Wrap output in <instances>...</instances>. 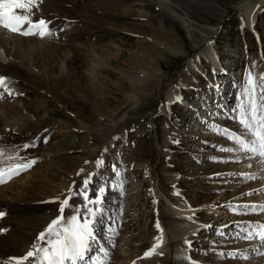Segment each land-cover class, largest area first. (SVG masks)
<instances>
[{"label": "rangeland", "instance_id": "obj_1", "mask_svg": "<svg viewBox=\"0 0 264 264\" xmlns=\"http://www.w3.org/2000/svg\"><path fill=\"white\" fill-rule=\"evenodd\" d=\"M249 1L37 0L48 34L0 27V168L34 161L0 183V264L46 246L70 190L64 217L88 216L85 180L101 199L88 264H264V171L223 134L250 138L234 117L264 78Z\"/></svg>", "mask_w": 264, "mask_h": 264}, {"label": "snow or ice", "instance_id": "obj_2", "mask_svg": "<svg viewBox=\"0 0 264 264\" xmlns=\"http://www.w3.org/2000/svg\"><path fill=\"white\" fill-rule=\"evenodd\" d=\"M37 6V0H0V27L22 35L39 34L41 37L45 36L48 34V22L43 19L38 21L31 19L34 15L33 8ZM25 24L28 27L22 30ZM5 80V77H0V86H5ZM257 87L260 88L259 96L255 94ZM5 90L7 89L5 88ZM237 113L234 119L250 138H244L228 130H224L223 134L239 146L238 150L250 153L259 158L261 163H264V78L261 79L260 85H257L251 76H248L247 86L241 94ZM222 150L235 151L237 149ZM2 155L3 153L0 152V156ZM32 163L34 161L0 168V183L6 182V179H11L14 175H19L21 171H26ZM88 183V180L84 181V189L79 193L86 202L84 208L87 210L88 216L82 217L80 209L77 208L75 215L67 219L64 217L65 209L69 206V201L72 198L70 190L69 196L60 203V215L53 219L46 231L41 232L38 236V240L44 242L46 246L33 244L32 250L24 256L10 258L14 264H78L79 261L85 259L90 250L91 242L95 239L93 224L96 216V211L88 208L87 205L89 203H101L100 197L94 201L89 199L87 194ZM99 191L103 193L104 189L101 188ZM261 210H264V206H261ZM3 215L0 213V216ZM258 227L264 229V225ZM260 235L264 239V231H261ZM46 236L55 237V239L46 240ZM154 250L155 248L146 252L145 256H150Z\"/></svg>", "mask_w": 264, "mask_h": 264}, {"label": "bare ground", "instance_id": "obj_3", "mask_svg": "<svg viewBox=\"0 0 264 264\" xmlns=\"http://www.w3.org/2000/svg\"><path fill=\"white\" fill-rule=\"evenodd\" d=\"M263 2H264V0H255L254 2L253 1H249L248 3H250L249 4V6H250V8H247L246 10H247V12L249 13L248 14V16L250 17V25H251V27H253L254 29L253 30H255V26H254V21H255V17H256V14H257V11H258V9H257V6H258V8L260 7V5L261 4H263ZM187 22H189V21H185V24L186 25H188V23ZM191 27V25L190 26H188L187 28H188V30H189V32H191V29L192 28H190ZM202 45H203V43H202ZM202 45L201 44H194V46L196 47V48H200V47H202ZM204 51V50H203ZM208 52V51H207ZM213 53H215V51H213ZM213 53H208L207 55H209L210 56V58H211V60L213 59L214 61H215V63H217V64H219V61H218V59H217V56L215 55V54H213ZM202 55V54H201ZM201 55H199V57L197 56V58L196 59H193V58H189V59H187V61H186V63L188 64V67H189V69L191 70V71H194L195 73H197V72H200V71H202L201 70V67H199V62H198V60H199V58H200V56ZM212 60V61H213ZM211 62V61H210ZM222 69V68H221ZM223 69H225V68H223ZM222 89V88H221ZM220 89V90H221ZM225 92H228V89H222V94H224ZM171 94V99H176V95L173 93V92H171L170 93ZM177 100V99H176ZM245 138V137H244ZM249 156H251V154H249ZM256 161H257V163H260V172H263L264 171V163H261L260 162V159L259 158H255V157H253ZM254 161V160H253ZM174 206V205H173ZM209 208V207H208ZM219 207H216V209L218 210V211H221V208H219ZM175 209H180V208H178V207H176ZM209 209H211V207L209 208ZM184 211L186 212H190V211H193V210H189L188 208H186V207H181V210L179 211V214H180V216L183 218V217H185V219H187L186 218V214L184 213ZM178 215V214H177ZM71 216V215H70ZM179 217V216H178ZM189 220V219H188ZM94 221L96 222V220L94 219ZM185 222H186V220H185ZM262 222V221H261ZM188 223V222H187ZM50 224V223H49ZM257 224H260L261 225V223H257ZM208 225V224H207ZM207 225L205 224V225H203L202 223L200 224L199 223V225H195V229H197V227H200L201 229H204L205 227H207ZM258 229V228H257ZM260 233H261V230L259 231V238H261V235H260ZM257 235V234H256ZM188 241V240H187ZM187 243V242H186ZM264 247V246H263ZM87 256H89V254L87 253V255H86V257ZM85 257V258H86ZM173 257H174V259H175V262H177L178 264H184V263H186L187 261H189V256L188 255H186V254H181V255H179L177 252H176V254H174L173 255ZM189 263H190V261H189ZM78 264H88L86 261H79L78 262Z\"/></svg>", "mask_w": 264, "mask_h": 264}]
</instances>
